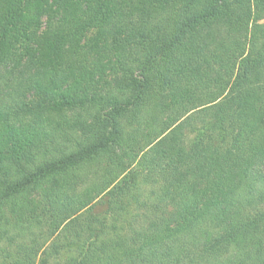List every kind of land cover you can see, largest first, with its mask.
<instances>
[{
    "label": "trees",
    "instance_id": "obj_1",
    "mask_svg": "<svg viewBox=\"0 0 264 264\" xmlns=\"http://www.w3.org/2000/svg\"><path fill=\"white\" fill-rule=\"evenodd\" d=\"M0 264H264V0H0Z\"/></svg>",
    "mask_w": 264,
    "mask_h": 264
},
{
    "label": "rangeland",
    "instance_id": "obj_2",
    "mask_svg": "<svg viewBox=\"0 0 264 264\" xmlns=\"http://www.w3.org/2000/svg\"><path fill=\"white\" fill-rule=\"evenodd\" d=\"M191 138H192V135H188V134H187V135H185V137H184V139H185L186 143H188V142L190 143V142H191V141H190V140H191Z\"/></svg>",
    "mask_w": 264,
    "mask_h": 264
}]
</instances>
